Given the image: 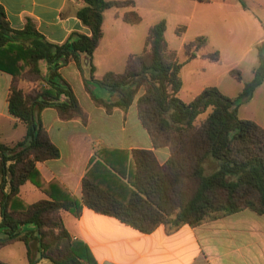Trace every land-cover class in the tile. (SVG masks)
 Returning <instances> with one entry per match:
<instances>
[{
	"label": "trees",
	"instance_id": "1",
	"mask_svg": "<svg viewBox=\"0 0 264 264\" xmlns=\"http://www.w3.org/2000/svg\"><path fill=\"white\" fill-rule=\"evenodd\" d=\"M82 1L84 7L77 17L91 35L73 33L63 44L48 41L32 19H27L22 30L13 29L0 3V70L13 77L10 114L26 127L24 141L15 146L0 142V248L15 241L25 243L30 264L39 263L33 258V244L38 245L40 261L98 264L89 246L72 238L61 217V211L80 217L84 206L141 233H151L161 225L194 228L246 209L263 215L264 127L238 115L240 105L248 102L264 81L263 48H259L254 78L238 96H226L210 86L186 104L180 97L184 63L169 47L165 20L150 27L143 51L128 57L122 73L107 72L98 82L119 94L115 100H104L89 91L95 104L108 113L115 108L128 110L136 100L139 119L153 147L168 148L169 159L160 164L154 151L147 149L100 148L83 178L82 201L59 180H45L37 163L57 159L61 153L37 114L54 107L63 120L87 121L60 69L73 61L79 64L84 55L88 60L87 85L96 84L93 57L104 35V12L135 7L133 0ZM238 2L247 8L245 0ZM123 20L136 25L142 17L132 10ZM185 31L181 26L176 33L180 36ZM208 42L206 36H198L186 43V62L199 57ZM201 56L213 63L221 60L218 50ZM42 62L47 66L45 72ZM231 74L241 80L239 71ZM24 82L35 84L32 91L24 90ZM208 109L207 116L199 120ZM210 157L218 161L219 168L207 175L204 164ZM27 182L49 199L27 203L20 195Z\"/></svg>",
	"mask_w": 264,
	"mask_h": 264
},
{
	"label": "crops",
	"instance_id": "2",
	"mask_svg": "<svg viewBox=\"0 0 264 264\" xmlns=\"http://www.w3.org/2000/svg\"><path fill=\"white\" fill-rule=\"evenodd\" d=\"M133 1L134 8H111L114 11V22H125L123 16L132 10H136L143 20L141 8L150 6V2L147 1L145 4L143 0ZM163 1L174 3L178 14H182L184 6H190L194 10L201 9L204 13L208 12L201 18L206 22V31L199 32L198 36L208 38V44L214 46L211 52L215 50L220 52L219 63L223 60L222 56L227 54L236 56L234 64L237 68H232L230 73L233 70L239 71L241 80L233 78L242 82L241 89L233 85H230L227 91L219 86L215 87L226 96H238L244 85L254 78V70L259 65L260 47L263 48L264 54L262 1L259 0L254 6L251 0H245L248 6L244 8L238 0H230L231 4H223L217 9L213 6H200L209 4L210 1L208 3L195 0ZM0 3L5 9L10 26L15 30H22L27 19H32L39 33L55 44L65 43L73 33L91 35L90 29L77 17V12L84 7L82 0H0ZM105 12L103 38L109 25ZM248 38L251 40L247 45L244 40ZM106 57L105 74L113 71L111 69L113 58ZM87 64V58L82 55L79 64L73 61L60 69L64 80L70 84L79 104L87 114V121L84 122L81 118L63 120L54 107L45 108L37 114L51 141L61 153L57 159L38 162L37 168L45 180H59L80 201L83 195V178L90 168L96 151L100 148L128 152L134 149L152 150L160 164H164L170 157L168 148L153 147L150 136L139 119L137 106L134 114L132 106L128 110L115 108L108 113L104 107L95 104L89 91L94 88L87 85L89 79ZM68 68L72 70L71 74L77 81L78 87L91 99L92 108L87 109L81 103L76 87L64 74L65 69ZM12 81V75L0 70V142L9 146L24 141L26 136L25 125L9 111L8 96ZM238 115L241 119L251 120L264 127V81L255 90L253 97L240 105ZM30 183L24 184L20 191L21 197L27 203L33 204L49 199ZM61 217L72 238L87 244L98 264H264V214L259 215L249 209L194 228L185 225L179 229H170L169 226L161 225L151 233H141L114 217L99 214L85 206L80 217H75L69 211H61ZM17 243L23 242L10 243L0 248V252ZM23 245L24 254L20 256L19 264H30L28 248L25 243ZM35 245L33 258L39 261L38 264H51L48 260H39L38 245ZM0 262L12 264L10 259H2L1 256Z\"/></svg>",
	"mask_w": 264,
	"mask_h": 264
},
{
	"label": "rangeland",
	"instance_id": "3",
	"mask_svg": "<svg viewBox=\"0 0 264 264\" xmlns=\"http://www.w3.org/2000/svg\"><path fill=\"white\" fill-rule=\"evenodd\" d=\"M147 1L150 2V6H144V8H141L143 20L137 25H129L123 21L114 22V11L110 9L105 12L107 14L109 25L105 30V36L101 45L94 53L95 62H93L96 67L95 83L97 85H90L94 88L92 91H94L97 97L105 100H112L119 96L118 93H114L109 89L100 86L98 83L105 74L106 56H112L113 58V62L111 63V69L113 71H123L127 57L130 54H138L143 51L149 26L161 20H165L167 23L166 39L169 43V47L178 53L180 61L184 63L181 71L183 88L180 94L184 103H190L207 86H219L224 91H227L230 85L241 89L242 82H238L230 73L232 68H237L235 66L236 64H234L236 63V56H231V54L222 56L223 60L221 63H213L202 57L186 62L184 46L186 43L194 40L199 35V32L206 31V22L201 20V18L208 12L204 13L201 9L194 10L190 6H184L182 14H178L175 11L174 3L163 0H143L145 4H147ZM251 1L254 6L256 5V2L259 3V0ZM261 1L264 6V0ZM223 4H231V2L230 0H210L209 4L200 6H213V8L217 9V7ZM181 26H185L186 31L179 36L177 35L176 30ZM239 31L240 30H238V32ZM250 40L251 38H248L245 39L244 42H247L248 45L250 44ZM213 47L214 46L209 43L208 46L200 52V56L211 52ZM41 67L43 72H45L47 66L44 62L41 63ZM71 71L72 70L70 68L65 69L64 74L71 79L73 85L76 87L81 103L87 109L92 108L93 105L91 103V99H89L86 93L78 87L77 81L73 78ZM23 86L24 90L29 92L32 91L35 84L24 82ZM143 91L144 90L142 89L138 97L143 93ZM132 108L134 114V110L136 109V100L133 103ZM209 112L210 109L201 114L199 116V120H203ZM132 123H134V120ZM204 166L205 173L207 175L214 173L219 168L218 161L212 157L206 159ZM34 245L35 244L32 245L33 254H35ZM22 254H24L23 243H17L15 246L6 247L0 252L2 259H10V263L12 264H19V258Z\"/></svg>",
	"mask_w": 264,
	"mask_h": 264
},
{
	"label": "water",
	"instance_id": "4",
	"mask_svg": "<svg viewBox=\"0 0 264 264\" xmlns=\"http://www.w3.org/2000/svg\"><path fill=\"white\" fill-rule=\"evenodd\" d=\"M87 62H88V60H87ZM17 150H18V151H21V150H22V147H19Z\"/></svg>",
	"mask_w": 264,
	"mask_h": 264
}]
</instances>
